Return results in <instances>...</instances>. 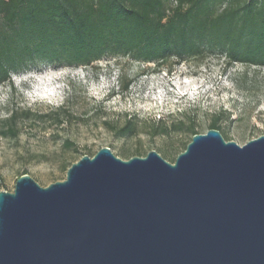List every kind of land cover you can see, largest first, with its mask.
Masks as SVG:
<instances>
[{
  "label": "water",
  "instance_id": "water-1",
  "mask_svg": "<svg viewBox=\"0 0 264 264\" xmlns=\"http://www.w3.org/2000/svg\"><path fill=\"white\" fill-rule=\"evenodd\" d=\"M0 264H264V135L217 130L174 163L104 147L63 181L0 192Z\"/></svg>",
  "mask_w": 264,
  "mask_h": 264
},
{
  "label": "rangeland",
  "instance_id": "rangeland-1",
  "mask_svg": "<svg viewBox=\"0 0 264 264\" xmlns=\"http://www.w3.org/2000/svg\"><path fill=\"white\" fill-rule=\"evenodd\" d=\"M130 85L121 92L120 76ZM246 75L247 84L242 82ZM14 90L0 86V118L7 110H32L43 113L56 109L68 96L67 123H40L20 119L15 138L0 135V192H12L15 181L28 175L41 187L65 179L62 168L82 156H94L107 147L122 160L145 157L157 152L174 163L182 147L190 142L187 132L167 137H150V126L164 119H193L198 134L209 130L211 117L229 114L219 131L227 142L242 147L264 135V69L234 65L225 68L219 57L199 67L182 64L171 72L151 71L128 61H100L94 67L42 68L11 79ZM252 83V88H249ZM124 116L140 122L137 134L116 138L103 122L121 126ZM227 116V115H226ZM69 141L72 147H65ZM25 173V174H24Z\"/></svg>",
  "mask_w": 264,
  "mask_h": 264
},
{
  "label": "trees",
  "instance_id": "trees-1",
  "mask_svg": "<svg viewBox=\"0 0 264 264\" xmlns=\"http://www.w3.org/2000/svg\"><path fill=\"white\" fill-rule=\"evenodd\" d=\"M215 57L225 68L264 69V0H0V86L11 91L13 76L42 68L88 69L124 60L171 72ZM122 80L121 92L130 85L125 74ZM242 80L248 83L245 74ZM71 99L46 113L7 110L0 135L15 138L20 119L67 123ZM228 119L226 112L214 114L209 130L220 131ZM139 122L124 116L121 126L106 120L103 126L116 138H128L137 134ZM150 130V137L187 132L190 141L198 134L191 118L187 124L162 119Z\"/></svg>",
  "mask_w": 264,
  "mask_h": 264
}]
</instances>
